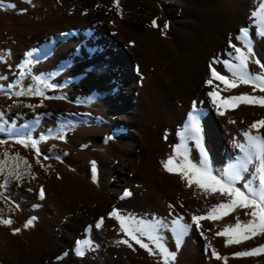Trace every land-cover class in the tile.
Returning <instances> with one entry per match:
<instances>
[{
	"label": "bare ground",
	"instance_id": "obj_1",
	"mask_svg": "<svg viewBox=\"0 0 264 264\" xmlns=\"http://www.w3.org/2000/svg\"><path fill=\"white\" fill-rule=\"evenodd\" d=\"M119 3V13L114 0H70L65 6L56 8L59 30L85 29L93 23L91 37H85L88 43L82 44L78 53L84 63L77 66V72L82 74L93 66V76L83 83L86 88L93 85L97 91L92 100L97 122L74 132L77 140L90 142L85 150L76 148L78 144L69 141L63 144L70 150L67 161L71 166L65 169L60 166L61 170L55 175L60 173L61 178L53 175L49 180L48 201L52 207H45L41 223L35 227L32 254L28 255L26 241L24 244L19 239L24 247L18 248L17 256L11 259L9 252L10 260L7 258L5 264H41L45 258L61 254L85 224L101 215L108 217L114 208L117 211L122 208L123 212L128 209L166 211L161 197L138 186L144 185L146 179H162L173 193L171 198L184 200L190 217L206 215L223 197L206 195L194 185L189 187L179 175L167 172L161 163L174 155L176 147L182 144L180 132L192 111L193 99H201L202 105H196L201 113L204 144L206 149L209 143L217 147L214 164L221 170L236 165L243 156L236 143L245 142V139L234 131L238 129L234 113L239 109L245 111L242 127L251 133L254 129L250 126L264 119V106L255 108L256 104H253L254 108L247 110L242 108L244 103L226 106L222 116L208 96L213 90L219 93L218 99L241 94L258 97L264 92L244 84L224 90L225 86L216 79L211 85L206 83L211 78L210 64L223 75L224 69H228L224 62L235 63L229 42L238 47L240 43L236 37L243 28L249 30L248 40L253 47L254 59L264 64V38L258 35L260 21L250 13L253 3L258 10L264 0H119ZM71 5L73 12H70ZM153 19L157 20V27L152 26ZM165 23L169 25L167 29ZM78 33L80 31L76 34L83 37ZM48 34L45 31L37 38ZM75 40H70L71 44H75ZM67 46L65 52L70 50V44ZM258 65L250 60V71L264 72ZM76 87L68 84L69 89L80 92L81 89ZM179 101L183 102L182 106ZM255 111L259 116L253 114ZM188 148L193 159L197 150L193 141H188ZM80 155L87 162L89 159L90 164L84 165L89 167L88 174L75 166ZM93 161L97 168L95 181ZM126 190L131 192L130 196H124ZM201 222V226L207 223ZM171 227L167 224L166 229L177 242ZM186 240L189 242L187 234L182 237L181 246ZM116 249L118 252L119 248ZM188 249L189 246L182 249L183 258H187L189 264H202L201 259ZM93 256L97 255L86 252L82 260ZM115 264H124L122 258Z\"/></svg>",
	"mask_w": 264,
	"mask_h": 264
},
{
	"label": "rangeland",
	"instance_id": "obj_2",
	"mask_svg": "<svg viewBox=\"0 0 264 264\" xmlns=\"http://www.w3.org/2000/svg\"><path fill=\"white\" fill-rule=\"evenodd\" d=\"M69 1L32 0V3L29 4L25 0H4V6L0 7V162H3L2 166L4 167V171L0 172V218H10L13 221L11 225L0 224V264H5L9 252L10 254L12 253L9 256L10 259L12 256H17L16 253L20 250L18 248H23L25 241V245L29 249L27 251L28 255L32 254L33 249H35L31 246L33 245L31 241L35 227L41 223L45 207H52L51 203H49L50 201H48L50 200L48 196L49 180L52 179L53 175L54 177L57 176L58 179L61 178L60 173L55 175V172L61 170L60 166L64 169L71 166V163L67 161L70 157V150L65 149L63 144L69 141L70 143L78 144L75 145L76 148L79 146V149L85 150L90 142L77 140L74 132H79L80 129L88 128L97 122L94 115L95 107L92 105V100H95L93 98L97 91L93 85H89L90 88H86L83 83L85 79L93 76V66L90 65L87 71H83L82 74L77 72V68H79L77 66L84 63L82 59L78 58V53H80L81 45L88 43L85 37H91L93 23L87 25L85 29L83 27L81 29L71 28L72 30L57 29L56 22L58 20L56 21V19L59 17L56 16V13L58 6L63 7ZM10 3H14L16 8L7 7ZM70 8V12H73L72 5ZM21 9H26V11L21 12ZM256 10L257 5L253 3L250 13ZM45 31L49 33L48 36L38 39L37 37ZM77 31H80L84 38L79 37L76 34ZM72 33L77 36H69ZM55 34L57 35L54 36ZM72 39H76L74 41L76 42L75 44H71L73 43L70 42ZM239 41L238 47L246 49V42H243V40ZM78 42L80 46H78ZM67 44H70L69 52H65ZM67 47L69 48V46ZM29 59L33 61L31 64L28 63ZM258 66L261 67L260 65ZM223 75L231 78V72L228 69H224ZM68 84H74L81 91H72L73 89L68 88ZM45 85L51 86L46 87ZM221 85L224 86L222 82ZM248 86L253 87L250 84ZM29 88L33 89V91L36 89L43 91L44 97L15 95L18 91L27 92ZM259 96H264V93ZM193 101L197 105H202L199 98L193 99ZM179 104L182 106L183 102L179 101ZM252 105L244 104L242 108H247L248 110L249 108H254V105ZM258 106L260 107V105L256 104L255 108ZM224 108L222 107L221 111L225 112ZM242 113L244 114L245 111L239 109L233 115L238 120H236L238 129H234V131L240 137H244L243 134L246 131L242 127L245 117ZM253 114L259 116V112L255 111ZM252 133L253 135L264 136V128L259 131L254 129ZM21 140L25 143L17 142ZM33 142L36 144L35 148L32 146ZM234 142L236 143V141ZM240 143H246V141ZM37 149H39V156H37ZM207 150L211 164L214 165H212L213 172L220 174L223 170L217 164H214L216 161L214 155H216L217 147L209 143ZM197 151L198 149L193 153L194 162L199 159V155H197L199 151ZM5 153H7V156H5ZM17 156L19 157L18 160L13 159ZM82 157V155L78 157L75 166L85 174H88V166L84 165L90 164L89 159L87 162V159ZM37 160H39V163H37ZM75 160L76 158H74ZM17 164L19 166L17 171L22 174V179L19 180L8 174ZM259 164V161L254 160L253 164L249 165V171L243 173L244 180L237 186L250 182L254 187H258L255 167L259 166ZM145 183L138 186H143L145 191L152 190L161 197L165 202L163 208L166 211H136L128 209L123 212L122 208H120L118 211H120L121 215H131L137 219L161 221L165 225L170 224V226H172V221L176 219H180L181 223H192V216H189L184 200H178L176 197L171 198L173 193L167 187L168 185L163 183L162 179L159 177L152 179V181L146 179ZM41 187L44 190L43 199L39 195ZM52 193L53 191L50 189V194ZM221 200L226 202L227 198L223 197ZM237 216L242 221L249 219V217L244 215L243 211L237 210L217 222L203 220L207 223L203 224L199 228L200 230L193 224L187 233L189 242L187 240L184 241L182 246L180 243L179 248H177V242L174 241V237L171 234L170 237L166 229L167 226L161 228L159 234L163 237L162 242L169 251L176 252L175 260H169V264H187V258L185 260L182 256V251L187 246H189L188 250H190V253L192 252L193 255L199 257L198 259H201L200 262L202 264H264V254L243 258L233 256L235 252L246 251L264 245V236L255 237L240 245L226 246V237L216 235L218 231L223 230L226 224L235 223ZM33 217L35 218L33 224L25 228L24 225L27 220ZM102 217L104 221L102 227L93 229L94 224ZM108 217H110L109 213ZM108 217L107 215H101L96 217L98 218L97 220L93 218L91 222L84 225V230L82 228L79 231L80 233L78 232V237L76 235L77 238L73 239L72 244L66 247L62 251L63 253L61 252L62 255L58 254L51 259L45 258L41 264H113V260L115 264L121 258L124 264H164L163 257L159 254L158 249L146 237L143 238L144 242L149 244L154 254H150L148 250L141 248L135 241L127 237L120 230L119 222L111 217L109 220L107 219ZM229 219L233 221L230 222ZM111 222L112 224L109 225ZM90 223H92V231L89 233L86 230ZM17 228L20 229V232L14 234L13 230ZM19 239L25 240L23 245L18 242ZM124 239H128L132 247L118 243V241ZM77 240H91L92 248L86 246L85 255L87 252L89 254L94 253L97 256L82 260L85 255L81 257L75 252V242ZM183 246L184 248H182ZM116 248H119L118 252ZM212 249H215L220 256L227 257V261L215 259L211 255ZM105 254H110V256L108 255L110 258ZM9 258L7 260H10ZM197 260L195 261L197 262Z\"/></svg>",
	"mask_w": 264,
	"mask_h": 264
},
{
	"label": "snow or ice",
	"instance_id": "obj_3",
	"mask_svg": "<svg viewBox=\"0 0 264 264\" xmlns=\"http://www.w3.org/2000/svg\"><path fill=\"white\" fill-rule=\"evenodd\" d=\"M26 3L31 4L32 0H25ZM114 5L120 12L119 0H114ZM4 6V0H0V7ZM7 7L15 9L16 5L10 3ZM21 12L26 9H21ZM253 17H257L259 23V33L261 38H264V3H261L258 10L252 13ZM152 26L157 27V20H152ZM169 25L164 24V28L167 29ZM249 30L243 28L240 30V35L236 37L237 40L243 39L245 43L246 51L241 47H237L235 44L230 43V47L233 49L235 63L225 61V66L231 72V78L226 75H221L210 64L211 78L206 81L209 85L212 84L213 79L219 80L224 84V90H231L238 87L241 84L252 85L253 90L259 89L260 92H264V72L254 73L249 69V63L254 62L259 64L261 68H264V64H261L259 60L254 59L253 47L251 41L248 40ZM33 61L28 60L31 64ZM214 63L217 61H213ZM50 87L51 85H45ZM16 96L35 95L44 97V92L36 89L29 88L27 92L18 91ZM208 96L212 98L213 105L220 115H224L221 111L222 107L231 105L232 107L238 106L240 103L244 104H257L264 106V96H251L249 94L233 95L227 98H219V93L215 90L209 91ZM51 98V97H45ZM234 123V121H229ZM264 128V119L254 122L250 129H256L259 131ZM244 139L246 143H236V147L240 149L243 156L240 158L236 165L230 166L228 169L223 170L220 174H215L212 169V164L209 159L208 150L204 144V130L201 125V113L197 110L196 102L193 101L192 111L188 113L187 122L184 124L183 131L180 132L182 144L178 145L175 149V154L170 155L166 160L162 161L164 169L169 173L177 174L182 180L187 182L189 187L193 185L202 190L206 195L219 194L220 197H226L227 201L221 200V202L214 204L208 210L206 215H193L191 217L192 223H181L180 219L172 221V231L176 235L177 248H179L181 239L194 224L197 229L201 227L202 220L218 221L224 217L241 210L244 215L249 217L246 221H242L239 216L236 217L235 223L226 224L223 230L216 233L217 236L226 237L225 245H240L241 243L254 239L258 236H264V136L253 135L251 131L244 132ZM63 139V137H61ZM188 141H193L195 148L199 151V159L194 162L191 158L190 149L188 148ZM18 143H25L24 141H17ZM35 148V142L32 143ZM39 149H37V156H39ZM7 156V153H5ZM13 159L18 160L19 157ZM259 161V166L255 167V173L258 177V187H254L252 183H244L242 186H237L242 180H244L243 173L249 171V165L253 164V161ZM3 162H0V172L4 171L2 166ZM25 163H27L25 161ZM39 163V160H37ZM18 164L9 171V175L19 180L22 179V174L17 171ZM96 163L92 162V174L93 180H96ZM40 198H44L43 187L40 189ZM131 192L125 191L124 196H130ZM111 218H114L119 222L120 230L131 240L135 241L137 245L153 253V249L149 247L148 243L144 242L143 238H147L163 257L164 264H169V260L174 261L176 258V252L169 251V249L162 242L163 237L159 234L160 229L166 227L161 221L137 219L131 215H121L115 208L109 213ZM35 218H30L25 223L24 227L27 228L33 224ZM13 221L9 219L0 218V224L11 225ZM103 224V218H101L95 227L99 229ZM14 234L19 233L20 229H14ZM87 231H92V226H88ZM203 234V233H202ZM118 243L126 244L129 247L132 245L128 239L120 240ZM85 246L91 248V240H77L75 242V252L78 256L83 257L85 255ZM264 254V245L251 248L246 251H238L233 253L236 258L258 256ZM211 255L217 260L227 261V257L220 256L215 249H212Z\"/></svg>",
	"mask_w": 264,
	"mask_h": 264
},
{
	"label": "crops",
	"instance_id": "obj_4",
	"mask_svg": "<svg viewBox=\"0 0 264 264\" xmlns=\"http://www.w3.org/2000/svg\"><path fill=\"white\" fill-rule=\"evenodd\" d=\"M57 34H55L54 36H56ZM64 35H68V34H64ZM61 36V35H60ZM69 36H71V34H69Z\"/></svg>",
	"mask_w": 264,
	"mask_h": 264
}]
</instances>
